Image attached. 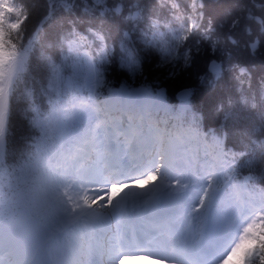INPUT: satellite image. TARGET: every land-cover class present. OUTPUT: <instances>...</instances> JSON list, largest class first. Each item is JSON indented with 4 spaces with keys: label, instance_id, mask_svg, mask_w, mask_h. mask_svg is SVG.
<instances>
[{
    "label": "snow or ice",
    "instance_id": "snow-or-ice-1",
    "mask_svg": "<svg viewBox=\"0 0 264 264\" xmlns=\"http://www.w3.org/2000/svg\"><path fill=\"white\" fill-rule=\"evenodd\" d=\"M80 7L49 0L41 27ZM168 7L170 20L148 22L142 0H83L87 33L69 21L58 34L59 55L43 60L46 103L38 105L27 84L40 35L28 27L32 0H0V264H264V75L254 79L240 59L264 48V13L232 20L222 46L204 26L203 0ZM113 23L123 30L118 53L108 45ZM241 25L243 50L234 34ZM193 41L196 54L201 44L211 49L198 74L216 96L211 128L193 89L169 103L158 83L135 87L142 46L174 78L180 60L193 64ZM117 55L132 83L104 94L105 68ZM21 96L33 105L29 135L10 163Z\"/></svg>",
    "mask_w": 264,
    "mask_h": 264
},
{
    "label": "trees",
    "instance_id": "trees-1",
    "mask_svg": "<svg viewBox=\"0 0 264 264\" xmlns=\"http://www.w3.org/2000/svg\"><path fill=\"white\" fill-rule=\"evenodd\" d=\"M172 0H142V6L146 9V15L148 22L154 21L157 17L161 18V22L170 20L172 13L169 10L168 5ZM192 0H178L179 11H184L191 4ZM199 3V0H197ZM49 0H32L34 11L31 19L28 21L29 29L40 27V35L37 38L36 53L33 61V71L28 77V88L35 89V100L36 103H46V98L42 96L41 89L46 86L45 79V68L43 60L45 57L58 56V48L52 45L57 39L58 34L62 31L67 30L68 22L75 21L78 29L82 33H87L89 21L84 17L82 12L83 0H80L81 7L76 9L75 14L57 13L55 17L48 20L46 27H41V21L44 19L47 11ZM203 23L206 28L211 27L215 31L214 39L220 38L223 46V36L229 31L231 22L234 19L240 18L246 20L249 13H255L260 15L264 13V0H203ZM147 27V22L144 24ZM246 25H241L234 29V34L241 40L240 48L243 50V41L247 39L244 32ZM143 29H141L142 31ZM106 31L109 35L108 45L111 49L113 44L115 50L119 51L120 47V34L123 31L118 23H113L106 27ZM159 31H165L164 28ZM257 38V37H254ZM93 37L89 34V42H92ZM97 43H99L97 41ZM195 41L192 42V51L194 54V62L189 68H184L183 60L179 61V67H176V75L174 78H169V73L172 70L169 66H163L157 68L156 65L160 63L159 56L155 51H150L142 46L141 57L143 59V75L137 74L135 86H140L145 83H158L163 89L166 90V94L169 103H175L176 93L183 87H189L194 91L193 102L195 106L202 110L205 114L206 119L204 120V126L211 128L215 124V119L212 115L213 103L216 96L212 92L204 89L198 79V74L203 73L207 57L211 55V49L207 43L200 45L199 53L196 54V48L194 46ZM175 54V53H174ZM99 60V56L96 57ZM240 59L244 60L245 63L242 65L250 70L254 79H259L261 75H264V48H259L255 56H249L246 52L241 51ZM236 62L235 60L233 61ZM227 68V65L225 66ZM234 75V74H233ZM130 74L126 69H121L119 64V55L115 57L110 65H106L105 68V79L106 84L103 92L107 94L109 88L120 86L127 82L132 83L129 78ZM228 85L235 91L239 92L240 87L232 76L226 77ZM83 83V81H81ZM247 81H245V87ZM224 84H221V88ZM23 91V88H22ZM86 92V90H85ZM31 97L21 96L20 103L17 106L16 112L13 116L11 126L8 132V143L7 151L9 156V162L19 155L21 150L25 148V141L29 135V112L33 107L29 103ZM164 114L161 113L163 118ZM231 147V143H229ZM247 175V172L243 173Z\"/></svg>",
    "mask_w": 264,
    "mask_h": 264
},
{
    "label": "bare ground",
    "instance_id": "bare-ground-1",
    "mask_svg": "<svg viewBox=\"0 0 264 264\" xmlns=\"http://www.w3.org/2000/svg\"><path fill=\"white\" fill-rule=\"evenodd\" d=\"M113 227V226H112ZM123 264H152V261L145 259H125Z\"/></svg>",
    "mask_w": 264,
    "mask_h": 264
},
{
    "label": "water",
    "instance_id": "water-1",
    "mask_svg": "<svg viewBox=\"0 0 264 264\" xmlns=\"http://www.w3.org/2000/svg\"><path fill=\"white\" fill-rule=\"evenodd\" d=\"M181 90H182V89H181ZM181 90H179V91H181ZM179 91H178V92H179ZM178 92H177V93H178ZM177 93H176V96H177Z\"/></svg>",
    "mask_w": 264,
    "mask_h": 264
}]
</instances>
